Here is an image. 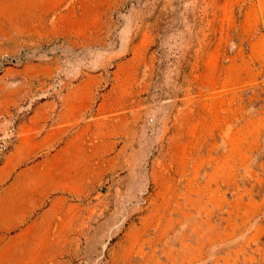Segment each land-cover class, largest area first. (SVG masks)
<instances>
[{
  "label": "rangeland",
  "instance_id": "1",
  "mask_svg": "<svg viewBox=\"0 0 264 264\" xmlns=\"http://www.w3.org/2000/svg\"><path fill=\"white\" fill-rule=\"evenodd\" d=\"M0 264H264V0H0Z\"/></svg>",
  "mask_w": 264,
  "mask_h": 264
},
{
  "label": "crops",
  "instance_id": "2",
  "mask_svg": "<svg viewBox=\"0 0 264 264\" xmlns=\"http://www.w3.org/2000/svg\"><path fill=\"white\" fill-rule=\"evenodd\" d=\"M17 210H18V212H17ZM16 212V213H15ZM15 213V214H14ZM18 213V214H17ZM19 213H20V210L17 208L16 210H14L13 211V215H19ZM13 217H12V215L10 216V219H12Z\"/></svg>",
  "mask_w": 264,
  "mask_h": 264
},
{
  "label": "bare ground",
  "instance_id": "3",
  "mask_svg": "<svg viewBox=\"0 0 264 264\" xmlns=\"http://www.w3.org/2000/svg\"><path fill=\"white\" fill-rule=\"evenodd\" d=\"M18 209H19V208H18ZM17 212H18V210H17ZM12 213H13V212H12ZM15 213H16V212H15ZM15 213H14V214H15ZM17 214H18V213H17ZM5 215H6V214H5Z\"/></svg>",
  "mask_w": 264,
  "mask_h": 264
}]
</instances>
